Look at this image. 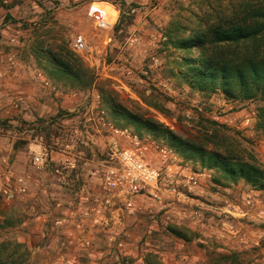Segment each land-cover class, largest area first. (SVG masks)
<instances>
[{
  "label": "rangeland",
  "instance_id": "374dc122",
  "mask_svg": "<svg viewBox=\"0 0 264 264\" xmlns=\"http://www.w3.org/2000/svg\"><path fill=\"white\" fill-rule=\"evenodd\" d=\"M199 2L0 0V264H264L263 103L182 77ZM70 57L78 79L52 62ZM110 139L161 173L130 208L104 207ZM228 156L261 174L231 175Z\"/></svg>",
  "mask_w": 264,
  "mask_h": 264
},
{
  "label": "trees",
  "instance_id": "16d2710c",
  "mask_svg": "<svg viewBox=\"0 0 264 264\" xmlns=\"http://www.w3.org/2000/svg\"><path fill=\"white\" fill-rule=\"evenodd\" d=\"M201 1L198 4L203 5L195 16L198 26L188 33L180 27L183 41H176L178 51L192 55L183 60L188 69L182 77L203 92L219 90L232 99L261 101L259 124L264 131V0ZM224 1L227 5H223ZM207 13L213 16L212 23H208ZM70 60L72 64L52 62L63 74L78 79L83 75L79 62L71 57ZM77 66L80 70L75 71ZM225 140L218 137V142L223 141L219 143L220 150L228 152L232 145ZM229 158L219 159L229 164L231 175L254 179L261 174L254 165Z\"/></svg>",
  "mask_w": 264,
  "mask_h": 264
},
{
  "label": "built area",
  "instance_id": "2783aa9c",
  "mask_svg": "<svg viewBox=\"0 0 264 264\" xmlns=\"http://www.w3.org/2000/svg\"><path fill=\"white\" fill-rule=\"evenodd\" d=\"M70 47L75 53L88 55L89 63L96 71L103 69L104 63L99 57H95L82 34H77L72 39ZM106 157L107 166L101 178L102 192L105 195V208H111L118 204L125 208H130L132 205L131 197L143 191L150 194L158 189L161 173L152 168L139 152L131 148L122 149L117 142L110 139ZM161 158L163 163H169L165 155H162ZM33 163L38 168L43 166L42 156L40 154L35 155ZM10 197L11 195L8 196V198ZM118 210L121 211L122 209L118 208L116 211ZM114 213L116 212H112L110 220L120 226L122 220H120L117 213L113 215Z\"/></svg>",
  "mask_w": 264,
  "mask_h": 264
}]
</instances>
